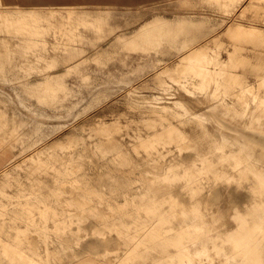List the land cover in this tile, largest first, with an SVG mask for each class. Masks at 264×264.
Instances as JSON below:
<instances>
[{
    "label": "bare ground",
    "instance_id": "bare-ground-1",
    "mask_svg": "<svg viewBox=\"0 0 264 264\" xmlns=\"http://www.w3.org/2000/svg\"><path fill=\"white\" fill-rule=\"evenodd\" d=\"M145 1L149 0H80L74 3L76 5H64L52 0L50 6L47 0L31 3L0 0V6L6 8L5 17L0 20V32L7 31L21 38L26 52L37 53L38 62L34 59L32 63L42 64L26 72L44 74L50 72L53 65H64L67 67L64 74L79 75L77 86L67 83L63 76H48L39 83L11 85L13 92L4 93L0 99V102H16L17 96V103L26 113L23 118L15 117L13 125L8 111L2 115L4 128L0 136L14 137V147L18 144L22 147L18 154L12 150L5 158L0 155V179L4 185L16 189L13 196L10 190L0 192V264H138L139 260L132 255L153 249L164 253L139 264H195L198 258L211 257L212 248L230 264H264V112L258 115L252 109V106L264 105V100H256L253 94L254 98L245 102V110L231 113L228 106L233 102L226 98L220 82L223 81L220 75L229 70L215 61V54L196 55V50L191 51L186 61L187 77L174 79L175 83L161 88L166 95H155L150 101L156 112L177 113L180 124L175 127L180 132L194 137L191 130L202 129L203 136L192 152L185 154L180 150L168 157L167 153L173 152L171 149L156 147L137 159L130 153V141L125 137L117 139L106 151L100 147L91 151L80 139L73 140L67 149L44 141L58 131L57 126H51L46 119L72 116L78 105L73 97L93 82L88 62L96 60L106 65L111 58L107 54L88 57L81 43L89 39L96 43L95 40H103L109 33L116 32L117 26L110 23L109 17L116 13L119 5H143ZM241 2L224 0L221 6L233 13ZM250 2L254 4L258 0ZM177 4L187 6L191 0H178ZM258 8L259 4L255 5V10ZM127 9L133 13L131 8ZM246 10L247 6L240 13L242 17ZM0 15H3L1 11ZM260 17L256 15L251 20L261 21ZM209 22V18L187 14L173 19L157 15L130 35L119 34L118 37L131 50L158 52L164 43H169L181 53L200 42L210 28L216 27L208 25ZM86 28L96 32L95 39L86 35ZM241 29V25H234L229 31L238 34ZM50 34L51 40L48 39ZM50 42L55 54L46 56L44 51L50 49ZM59 49L63 54H57ZM227 51L231 58L232 51ZM115 59L126 63L128 54L119 59L113 57ZM160 60H153L151 65L146 63L145 67L156 69ZM10 72L13 71L0 68L2 75ZM250 73L264 75V70ZM199 75L201 77H197ZM103 78L106 87L94 94L93 102L103 96L107 98L116 84L122 86L130 82L126 75L114 78V73ZM258 80L264 91V77ZM31 99L38 105L31 103ZM191 119L198 120V126L194 127ZM146 126L152 131L139 130L133 137L139 140L155 135L167 124L161 121ZM64 137L65 134H61L55 140ZM40 141L45 145L41 146ZM162 144L166 148V144ZM204 145L207 149L200 148ZM109 152L113 156L107 157ZM93 153L98 157L94 158ZM24 154L28 157L18 161ZM102 158L106 159L103 163L99 160ZM88 170H99L96 179L93 178L95 171L89 173ZM45 175H50L51 179ZM102 175H106L104 184L110 185V194L94 184ZM243 188L249 198L240 204L239 190ZM116 194L123 198L118 199ZM229 202H234L230 213L224 205ZM99 203L123 204L111 211L108 206L100 207ZM74 210L83 214L90 211L87 214L99 218L126 215L129 221L121 225L105 224L99 229L103 237L77 242L86 249L80 253H102L104 257L63 260L58 254L73 248L66 244L74 237H67L78 235L79 238L83 229L80 222L74 221L77 220ZM25 230L33 231L44 243L39 249L47 252L45 257L28 253L29 247L22 242ZM112 230L120 239L109 237ZM55 242L57 244L52 246ZM110 253H116L114 260L106 256ZM201 264H211V261L202 260Z\"/></svg>",
    "mask_w": 264,
    "mask_h": 264
},
{
    "label": "rangeland",
    "instance_id": "rangeland-1",
    "mask_svg": "<svg viewBox=\"0 0 264 264\" xmlns=\"http://www.w3.org/2000/svg\"><path fill=\"white\" fill-rule=\"evenodd\" d=\"M223 1L224 0H191V4L187 6H179L177 4L178 0H149L145 1L143 5H119L116 7V13L110 15L109 20L113 26H117V28L115 27L117 31L109 33L103 40H95L97 41L96 43L90 39L81 43V45L85 46L84 51L88 57L94 58L98 54H101L102 56L107 54L108 57H111V60L109 59L106 65L96 60H90L88 62L93 82L88 87L84 88L83 91L78 92L77 96L73 97V99L78 102V105L74 108L72 116L68 117L62 115V117L59 118L52 117L46 119L51 126L56 125V130L58 131L44 141H47V143L50 141L56 147L67 149L68 146L72 144L73 140L80 139L82 143L85 142L87 144L86 146L90 148L91 151L93 148L98 150V147H100L101 150L106 151L112 148L117 139L125 137L130 141V153H132L137 159H141L144 152L155 149L156 147H160L161 149H171L173 152L167 153L168 157L175 155L177 152H180V150L187 154L186 151L189 153V151L192 152V148L197 149L195 143H197L203 136L202 129H197L195 127V125L198 126L199 124L197 122L198 120H189L196 129L191 130L195 136L190 137L189 134L182 131L180 132L176 129L175 126L180 124L177 120V113L166 114L165 112H156L152 106H150L152 105L150 101L155 95H166V91H163L161 89L162 87L172 85L176 82L174 79H183L187 77L185 74L186 61L189 60L191 51L194 50H196V55L201 52H206L208 55L215 54V61L219 62V65L225 67L226 70H229L227 73L225 72L223 75H220L223 77V81L220 82L223 83L221 86L223 92L226 94V98L233 102L228 106V110L231 113L234 114L235 111L241 112L243 109L245 110V102L252 100L254 98L252 96L253 94L256 95V100H264V91L260 89L262 83L258 80L263 78L264 75L250 73L255 70H264V0H258V2L254 4H251L250 1L252 0H242L233 13L225 11L221 6ZM257 4H259L260 8L255 10V5ZM246 6L247 10L245 16L242 17L240 13ZM127 8H131L133 13L127 12L129 10ZM5 9L6 8L0 6V11L3 14L0 15V20L5 17ZM179 14L198 16V18H209L210 22L208 25L211 26V24H215L216 27L213 30H210V28L207 34L197 43L198 45L196 44L185 51H181V53H178V49L174 48L169 43H164V46L158 52L151 50L146 53L142 49L131 50L126 48L127 44H124V42L118 37L119 34L130 35V33L134 32L140 25L152 20L157 15L165 16L167 19H173L174 16ZM256 15H261V21L251 20ZM234 25H241V28L243 29H241V33H230L229 28ZM84 31H86V35L89 38H96V32L88 28ZM14 35V33L7 31L0 32V68L3 66L7 70L13 71L8 74H0V86L1 89L3 88V90H5L1 91L0 89V99L3 97L2 95L4 93L7 94L13 92L11 85H16L21 82L39 83L42 79L48 76L66 77L67 83L77 86V77L79 75L75 73L64 74L63 72L67 68L64 65H53L49 68L51 71L44 74L26 72L28 69L41 67L42 64H33L34 62H38L37 59H35V54L37 53L26 52L27 49L23 47L22 39ZM51 38L52 35H48V39L51 40ZM48 45V48L50 49L45 50L44 55L50 56L55 54L53 52L54 50L51 48L52 43L50 42ZM228 49L233 53L231 58L227 51ZM57 54H63V50L59 49ZM123 54H128L126 63H123L121 60H113V57L119 59ZM158 58L161 60L159 61L160 65L156 69H153L150 66L145 67L146 63L151 65L153 60L156 62V59ZM32 60H34L33 63ZM97 70H103L104 73L98 74ZM108 70L111 72H108ZM14 71L19 72L15 73ZM111 73H114V78L126 75L130 78V82L122 86L116 84L113 91L108 93L107 98L106 96H103L101 97V100L93 102L92 98L94 94L106 87V84L103 83V77H109ZM207 76L211 77L212 75H206L205 77ZM197 77L201 76L199 75ZM4 78H11L13 80L4 81ZM15 97L16 102H0V131H2V127L4 128V125L2 124V115L4 112L8 111L11 118V125L14 124L13 120L15 117L23 118L26 116L25 109L17 103V96ZM30 101L31 103L33 102L34 105H38L35 99H31ZM258 101H256L257 105ZM252 109L256 110V114L262 115L264 112V105L252 106ZM161 121L166 123L167 126L165 129L158 130L155 135L151 134L148 137L139 140L133 137L139 130L144 129L143 132H145L146 129L152 131V129L148 128L146 125ZM170 123L172 124L168 125ZM61 134H65L64 139L55 140L56 137ZM13 141H15L14 137L5 138L0 136V155L2 158H5L9 151L12 150L17 154L19 153L22 146L18 144L14 147ZM40 142H42L41 146L45 145L43 141ZM162 143L166 144V148H164V144ZM200 148L207 149V146L204 145ZM144 155H146V153H144ZM93 156L94 158L98 157V155L94 153ZM111 156H113V153L109 152L107 157ZM24 157L28 156L24 154L21 157H18L17 160L21 161ZM99 160L103 163L106 159L102 158ZM120 166L122 165L118 164V167ZM88 171L89 173L95 171L93 178L96 179L99 170ZM44 177L51 179L50 175H45ZM105 178L106 175L98 176V183L94 182V184H97L98 188L108 191L110 194V185L107 186L104 184L106 182ZM6 190H10L9 192L11 196L16 193L14 186H6L0 179V192ZM239 194L240 204L248 200L249 195L244 188L239 190ZM115 196L118 199L123 198L120 194H116ZM233 203L234 202H229L228 204H224L226 209L229 210L228 213H230ZM121 204L123 203H99V206L104 208L108 206L107 209L114 211L113 208L119 207ZM73 212L77 214L75 216L77 220L74 221L80 222L83 229L79 232V238L78 235L67 237L68 239L74 237V240H69L68 244H66L72 245L73 248L69 249L67 252H60L58 254V258L62 257L63 260H69L73 257H104V254L102 253L99 255L89 253L88 251L80 253V250L86 249L85 246H80L77 242L85 243L91 239H97L100 236L103 237V235L99 233V229L106 226L105 224L115 223L121 225V223L129 221V218L126 215L99 218L87 214L91 213L90 211H87L86 214L76 210ZM67 222H70V220H67ZM49 223L53 224V222ZM20 225L25 226L24 222H20ZM111 232L113 233L108 234L109 237L120 239L115 230H112ZM22 242L29 247V249H27L29 254L41 257L46 256L47 252L40 251L39 249L44 243L38 240L37 235L34 234L33 231L25 230ZM55 244H57V242L52 246H55ZM163 253L164 252L154 249L148 251L143 250L137 251L132 257L137 258L139 263L143 262V260L150 262L154 256H159ZM209 253L211 257H205V255L204 257L198 258V261L195 262V264H201L202 260L205 262L211 261V264H230V262L219 255L215 249L212 248L209 250ZM106 256L111 260H114L116 253H110ZM113 262L114 261H112V263Z\"/></svg>",
    "mask_w": 264,
    "mask_h": 264
},
{
    "label": "crops",
    "instance_id": "crops-1",
    "mask_svg": "<svg viewBox=\"0 0 264 264\" xmlns=\"http://www.w3.org/2000/svg\"><path fill=\"white\" fill-rule=\"evenodd\" d=\"M51 1L52 0H47L48 4L50 3L49 4L50 6L53 5ZM59 1L63 2L64 5H76L74 3H76L77 1H80V0H59ZM31 2H32V0H28V3H31Z\"/></svg>",
    "mask_w": 264,
    "mask_h": 264
}]
</instances>
